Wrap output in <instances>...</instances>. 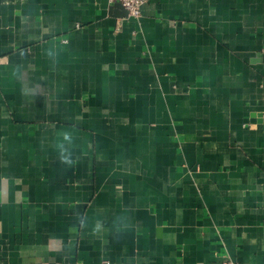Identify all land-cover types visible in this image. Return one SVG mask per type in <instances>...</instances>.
<instances>
[{
    "label": "crops",
    "instance_id": "1",
    "mask_svg": "<svg viewBox=\"0 0 264 264\" xmlns=\"http://www.w3.org/2000/svg\"><path fill=\"white\" fill-rule=\"evenodd\" d=\"M0 264H264V0H0Z\"/></svg>",
    "mask_w": 264,
    "mask_h": 264
},
{
    "label": "built area",
    "instance_id": "2",
    "mask_svg": "<svg viewBox=\"0 0 264 264\" xmlns=\"http://www.w3.org/2000/svg\"><path fill=\"white\" fill-rule=\"evenodd\" d=\"M110 4H120L130 17H139L148 0H108Z\"/></svg>",
    "mask_w": 264,
    "mask_h": 264
},
{
    "label": "water",
    "instance_id": "3",
    "mask_svg": "<svg viewBox=\"0 0 264 264\" xmlns=\"http://www.w3.org/2000/svg\"><path fill=\"white\" fill-rule=\"evenodd\" d=\"M119 6H121L120 4H118ZM127 13V12H126Z\"/></svg>",
    "mask_w": 264,
    "mask_h": 264
}]
</instances>
